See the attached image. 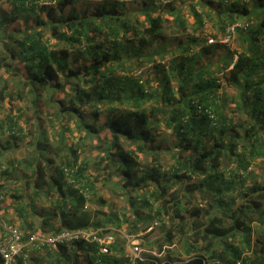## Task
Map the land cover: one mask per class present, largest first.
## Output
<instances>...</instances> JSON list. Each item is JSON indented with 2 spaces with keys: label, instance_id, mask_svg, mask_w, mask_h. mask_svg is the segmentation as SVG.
I'll return each instance as SVG.
<instances>
[{
  "label": "trees",
  "instance_id": "16d2710c",
  "mask_svg": "<svg viewBox=\"0 0 264 264\" xmlns=\"http://www.w3.org/2000/svg\"><path fill=\"white\" fill-rule=\"evenodd\" d=\"M73 1L4 0L8 6L0 10V103L10 104L14 98L27 102L33 107V118L38 119V124L41 123V105L50 103L58 120L71 122L76 129L95 136L94 147L102 151L99 163H104L101 167L106 177L121 188L132 205L147 202L146 196L155 192L163 197L168 191L166 186L180 181L187 182L186 190L191 193L199 190L219 196L222 191L235 190L237 185L246 188L245 200L236 207L219 198L217 202L225 207L210 205L201 216L202 223L192 225V241H201L200 248L207 257L201 254L186 261L166 260L161 264H263L259 262L264 259V254L260 255L263 247L253 252L252 258L244 251L250 248V222L257 219L260 225L264 224L261 208L264 184L248 188L239 172L228 179L220 166L223 160L234 157L246 171L250 160L264 153V50L258 46H264V15H261L264 0H192L188 5L199 28L204 26L205 17L210 19L212 15L218 16L227 23L225 25L241 22L233 27V33L240 38V47L231 51L232 55L228 52L230 62L223 60L218 67L219 76L209 72L211 57L223 58L219 42H203L196 51L193 49L198 41L196 36L189 35L187 41L178 39L174 45L180 51L178 58L167 61V68L165 63L156 64L153 70L156 86L151 89L145 84L147 76L144 81L143 71L137 67L152 61L155 54L164 53L165 15H174L173 22L185 26L180 16L182 4L177 5L176 0H142L137 11L144 13L141 21L130 18L131 11L125 0H101L93 9L76 8ZM197 5L202 6L200 12L196 10ZM253 19L256 24L252 27ZM15 21L18 23L12 24ZM149 43H153V50L146 49ZM200 56L203 58L199 59ZM127 62L135 64L136 68L129 69ZM223 86L231 87L232 91H222L219 95L218 90ZM149 100L155 103L147 111L142 108V102ZM117 104L129 107L117 108ZM84 109L89 110L88 117ZM12 111L9 106L4 125L11 138L17 140L24 132L10 114ZM104 111L107 114L99 124ZM160 126L171 128L174 133L177 141L171 147H162L157 142ZM68 128L61 122L57 145L49 151L55 154L65 148L71 152L72 159L66 166L56 164L52 172L43 166L54 164L52 158L42 154L48 146L35 138L36 150L31 160L35 162L32 193L57 191L56 205L43 223L59 219L60 229L94 230L104 219L112 221L117 216L101 210L102 216L94 217L84 210V191L91 188L93 181L78 162L79 146L73 147L68 142ZM10 146L7 142L5 147ZM190 147L194 153L184 156L182 151ZM159 150L172 151L174 164L168 174L159 168L157 161L147 167L138 161L139 154L155 155ZM67 168L72 169L71 173L66 174ZM194 174H203L204 178L197 184L189 182ZM78 183L82 184L81 191ZM153 184L157 191L153 192ZM133 191L137 194L130 196ZM179 193L177 196H181ZM180 203L181 199L172 197L163 200L160 207L168 215L169 210L174 209V215L181 218ZM17 205L20 206L14 208L20 215L23 208L26 210L32 204ZM138 205L136 214L140 213ZM175 231V227L169 228L166 239L171 240ZM238 232L243 235L244 249L235 243ZM26 238L28 235H23V239ZM263 241L259 239L261 245ZM113 242L107 244L106 253L100 251L97 241L85 239L56 247L36 241L31 246L54 250L55 264H79L81 253L90 258V264H102ZM220 245L223 248L219 250ZM28 259L27 254L22 253L15 264H29Z\"/></svg>",
  "mask_w": 264,
  "mask_h": 264
},
{
  "label": "rangeland",
  "instance_id": "374dc122",
  "mask_svg": "<svg viewBox=\"0 0 264 264\" xmlns=\"http://www.w3.org/2000/svg\"><path fill=\"white\" fill-rule=\"evenodd\" d=\"M100 2L101 0H74L73 6L76 8L88 7L93 9L94 6L98 5ZM125 2L126 7L131 11L130 18L132 20L140 19L142 21L144 13H137L142 0H125ZM175 2L177 5L182 4L180 16L185 26L180 27L173 22L174 15H165L167 19L165 20L162 30V34L166 37V44L163 45L165 49L164 53L155 54L152 57L153 59H151L152 61H145L143 65L141 64L140 67H137V70L140 69L143 71L141 77L144 78V81L147 76L148 80L146 79L147 83L145 84L148 89L156 86V78L153 71L156 69V64L162 65L165 63V68H167V61L178 58L180 51L174 46L178 39L187 41L189 35L196 36L198 41L195 43L196 45L193 46V49L196 51L201 47L203 42L207 43L210 38L213 40L212 43L219 42L221 44L220 53L223 52V58L220 57L222 59L217 60V56L214 55L210 59L211 65L209 67V72H215L219 76H221V72L219 73L220 70L218 67L224 63L223 60L227 61V64L230 62V57H227L228 52L232 55L231 51H236V49L240 47V38L237 33L234 32L230 37H227L225 29H227L229 24L225 25L227 23L221 21L218 16L212 15L210 19L205 17L204 26L199 28L194 22L192 10L188 5L189 3H193V1L176 0ZM7 6L4 0H0V10ZM155 8L158 7L156 6ZM201 8L202 6L200 5L196 6V10L199 12ZM17 23L18 21H15L12 24ZM241 24L242 23L239 22V25ZM251 24L253 27L254 24H256V20L253 19ZM145 47L147 50H153L155 48L153 43H149L145 45ZM200 57L199 59L203 58L202 56ZM81 59L80 57L79 61H81ZM126 65L129 69L136 68L133 63L127 62ZM222 69L225 70V66ZM173 87L176 88L175 85H173ZM226 90L231 92L232 88L220 87L218 94H221L222 91L226 92ZM174 94L177 95V92L174 91ZM154 103V100L144 101L142 102V108H146L147 111H149L150 106L154 105ZM117 105V108L129 107L127 104ZM9 106L13 109L10 114H13L18 126L24 132V136L17 140L11 138L8 129L6 130L4 125L6 123L5 116L8 113ZM84 110L88 117L89 110ZM41 111L39 115L41 123L38 124V119L33 118V107L29 106L27 102L14 98L10 104L7 101L0 103V192L3 195L0 205V222L3 224V227H16L23 235L29 236L34 234L40 238L53 234L56 232V228L60 229V227H62L59 219L53 220L47 224L43 223L44 217H46L56 205L57 191L51 190L47 193L44 190L35 194L32 193L35 162L31 161L36 150L35 138H38L48 146V149L42 151V154L52 158L54 161V164H51V166L44 164V169L48 168L49 172H52L53 166L56 164L66 166V164L69 163L72 159V154L71 152H67L65 148L58 149V153L55 154L53 151L52 153L49 151L57 145V134L59 130H61V122L69 126L67 129L69 134L68 142L72 144L73 147L79 146L80 150L77 151L79 154L78 162H81L84 174L93 181L91 188L84 191L86 197L84 210L88 211L94 217H101V210H105L109 214H115L117 219H120L119 221L115 218L112 221L104 219L103 224L99 228L94 229V231L97 230V232H99L97 236L100 240H106V237L112 236V242L114 241L102 264H161L166 260L172 262L178 260L186 261L201 254L207 257V253L200 248L201 241L198 243H193L192 241V233L194 232V230L191 232L192 225L198 222L202 223L200 221L202 220L201 216L205 214L206 210L210 209V205L214 206L216 204L218 207H225L222 203L217 202L219 198L224 201L226 200L233 208L245 200L243 192H245L246 188L245 190L241 189L239 185H237L238 187L235 188V190L227 192L222 191V195L219 196V194H212L207 191L202 192L199 190H195L191 193V191L186 190L185 183L187 182L180 181L169 185V187L166 186L168 191L165 196L160 197L159 193L157 194L155 192L146 196L148 203L146 201L143 203L139 202L140 205H138L136 202L132 205L130 199L127 195H124L121 188L117 184H114L112 179L109 180L106 177V171L101 167L104 163H99L102 151L100 148L94 147L95 144H97L96 137H90L84 131L76 129L71 122L65 120L61 121L62 119L58 120L54 114V108L50 103L41 105ZM228 111L229 110L226 108L225 112ZM106 114V111L101 113V117L98 119L99 124L104 120ZM244 120L247 125L246 119ZM99 124L97 123L96 127H98ZM159 131L157 142L162 147L168 148L176 143L177 139L173 135L174 133H171V128L160 126ZM7 142L11 143L9 148L5 147ZM158 152L159 153H155L156 156L151 153H141L138 155V161L144 167L150 166V163L157 161L159 163V168L161 170L164 169V173L168 174V171L172 169L171 166L174 164L173 156L171 155L172 151L159 150ZM182 152L184 156H187L193 152V149L190 147L188 150H183ZM220 168L228 179L233 177L234 172H239L241 178L246 179L248 188L252 185L264 184V153L251 159L250 167L246 171H244L243 166L239 165L234 157L223 160ZM71 171L72 169L67 168L65 172L69 174ZM46 176H48V174H46ZM201 178H204L203 174H194L189 182L197 184L201 181ZM77 186L81 191L80 188L82 184L78 183ZM214 186L220 185L215 184ZM156 188L157 187L153 184V192L157 191ZM178 193H182L181 196H177ZM134 194L136 195L137 191H133L130 196H134ZM172 197L181 199V218L179 215H174V209L169 210V216L163 211V208L160 207L161 204H163V200H170ZM29 203L32 204L30 208H28L30 210H25L22 207V214L18 215L16 213L14 207L20 206H15L16 204H23L28 207ZM137 205L140 207L138 209L140 213L138 214L135 213ZM261 208L264 209V202H262ZM155 210H158V212ZM250 226V248L246 249L244 252L252 258L253 252H258V249L261 247L264 248V241L262 245L259 242V239L264 240V224L260 225L257 219L256 221L254 219V221L250 222ZM172 227H175L177 231L174 232L171 240H167L166 232ZM181 228L182 232L180 231ZM242 237L243 235L238 232L235 243H238L240 247L244 249L246 244L242 241ZM221 248H223V245L218 247L219 250ZM23 253L27 254L29 264H55L54 262L57 258L54 250L49 251L40 246L39 248H34L31 246V243L26 244ZM70 253H72V251H70ZM263 254L264 252L260 253L261 256H263ZM135 255L137 257H135ZM255 255H257V253ZM78 257L82 260L79 264H90V258H85L83 253L79 254ZM135 258L140 261H133ZM259 262L264 264V259H259Z\"/></svg>",
  "mask_w": 264,
  "mask_h": 264
},
{
  "label": "built area",
  "instance_id": "2783aa9c",
  "mask_svg": "<svg viewBox=\"0 0 264 264\" xmlns=\"http://www.w3.org/2000/svg\"><path fill=\"white\" fill-rule=\"evenodd\" d=\"M239 25V23H233L227 27V37H230V33H233V27ZM212 39L208 40V43H212ZM3 195L0 192V201ZM0 258L2 259V264H15V259L23 253L24 248L27 243H34L39 241L41 244H47L52 247H56L58 244L69 245L74 240L85 239L87 241H97L100 243V251L103 253L108 252L107 244L112 242V236L106 237V240H100L96 235V231L91 229L77 228L68 229L62 228L58 232L44 236L40 238L37 235L31 234L28 238L23 239L22 232L16 227H3L0 222ZM135 257H137L135 255Z\"/></svg>",
  "mask_w": 264,
  "mask_h": 264
},
{
  "label": "crops",
  "instance_id": "0c3cea01",
  "mask_svg": "<svg viewBox=\"0 0 264 264\" xmlns=\"http://www.w3.org/2000/svg\"><path fill=\"white\" fill-rule=\"evenodd\" d=\"M261 15H264V14H261ZM264 44V43H263ZM259 46V48H263L262 50H264V46L262 47V46H260V45H258ZM262 69H260V71H261Z\"/></svg>",
  "mask_w": 264,
  "mask_h": 264
}]
</instances>
